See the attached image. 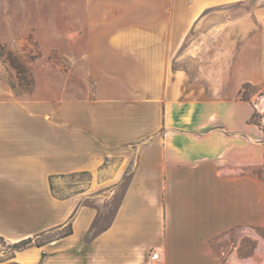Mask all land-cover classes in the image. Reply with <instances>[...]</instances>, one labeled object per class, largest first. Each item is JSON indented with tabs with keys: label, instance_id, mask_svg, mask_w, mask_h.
Returning a JSON list of instances; mask_svg holds the SVG:
<instances>
[{
	"label": "crops",
	"instance_id": "0c3cea01",
	"mask_svg": "<svg viewBox=\"0 0 264 264\" xmlns=\"http://www.w3.org/2000/svg\"><path fill=\"white\" fill-rule=\"evenodd\" d=\"M67 13L70 28L82 29L70 37L84 45L73 53L93 96L50 97L38 87L11 99L2 83L0 235L44 242L12 260L149 264L154 249L159 264H223L264 225V181L254 175L264 129L253 97L240 96L244 84L264 91V0H69ZM243 22L230 94H211L172 66L191 27ZM79 173L91 175L89 187L94 175L100 188L126 181L112 220L95 233L92 196L53 190Z\"/></svg>",
	"mask_w": 264,
	"mask_h": 264
},
{
	"label": "rangeland",
	"instance_id": "374dc122",
	"mask_svg": "<svg viewBox=\"0 0 264 264\" xmlns=\"http://www.w3.org/2000/svg\"><path fill=\"white\" fill-rule=\"evenodd\" d=\"M68 3L69 0H0V99L7 96L2 83L12 87L14 94L7 97L11 99L23 98L38 87L50 97L68 98L75 91L80 97L93 96L94 81L85 76L84 65L78 64L74 57L76 53L82 54L84 45L71 40L70 34L82 29L70 28ZM244 14V6H238L237 18ZM227 19V14H220L221 23ZM246 30L244 22L216 29L191 27L174 52L171 64L188 71L190 79L211 94H230V82L238 73L236 55L244 52ZM248 50L254 52L255 48ZM240 92L242 98L253 97L256 107L253 120L264 129V110L257 106L264 99V91L244 84ZM254 175L264 181V166L254 171ZM99 178L94 175L93 186L89 187L91 175L79 173L53 189L59 197L84 191L92 196L91 203L99 209L92 233L112 220L126 183L124 180L118 187L100 188L96 182ZM2 243L0 240V259H7L11 255L8 243L14 242ZM234 255L237 259L252 258L255 263L264 264V225L254 226L252 235L240 243L236 253H228L223 264L239 263L232 261ZM0 264L20 263L7 259Z\"/></svg>",
	"mask_w": 264,
	"mask_h": 264
},
{
	"label": "trees",
	"instance_id": "16d2710c",
	"mask_svg": "<svg viewBox=\"0 0 264 264\" xmlns=\"http://www.w3.org/2000/svg\"><path fill=\"white\" fill-rule=\"evenodd\" d=\"M0 47H2V45H0ZM13 60V59H12ZM16 67H21L22 65L19 64H14ZM72 233V229L71 227H69V229L64 233V235L70 234ZM0 240L2 243V245H5L7 243V240L5 239L4 236L0 235ZM44 242L43 241H39V240H35L33 237H27V238H23L19 241H16L14 243H8V247L11 250V255L7 258V259H13L16 257V253L18 251H21L31 245H37V246H41ZM7 259H0V262H4Z\"/></svg>",
	"mask_w": 264,
	"mask_h": 264
},
{
	"label": "built area",
	"instance_id": "2783aa9c",
	"mask_svg": "<svg viewBox=\"0 0 264 264\" xmlns=\"http://www.w3.org/2000/svg\"><path fill=\"white\" fill-rule=\"evenodd\" d=\"M161 253L156 250H152L150 253V263L149 264H159L158 260L160 259Z\"/></svg>",
	"mask_w": 264,
	"mask_h": 264
},
{
	"label": "bare ground",
	"instance_id": "6f19581e",
	"mask_svg": "<svg viewBox=\"0 0 264 264\" xmlns=\"http://www.w3.org/2000/svg\"><path fill=\"white\" fill-rule=\"evenodd\" d=\"M259 107H261L263 110H264V99H261V102L258 104ZM235 259V263L236 262H239V263H236V264H257L255 263L254 261L251 262V261H243L241 262L240 260H238L236 257L233 256V260ZM27 261V260H26Z\"/></svg>",
	"mask_w": 264,
	"mask_h": 264
}]
</instances>
